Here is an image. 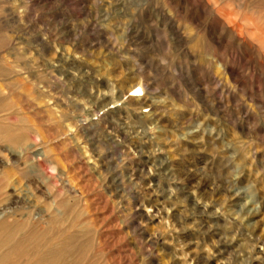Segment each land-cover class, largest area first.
Returning a JSON list of instances; mask_svg holds the SVG:
<instances>
[{
  "label": "rangeland",
  "instance_id": "1",
  "mask_svg": "<svg viewBox=\"0 0 264 264\" xmlns=\"http://www.w3.org/2000/svg\"><path fill=\"white\" fill-rule=\"evenodd\" d=\"M0 67V219L56 264H264V0H0Z\"/></svg>",
  "mask_w": 264,
  "mask_h": 264
},
{
  "label": "bare ground",
  "instance_id": "2",
  "mask_svg": "<svg viewBox=\"0 0 264 264\" xmlns=\"http://www.w3.org/2000/svg\"><path fill=\"white\" fill-rule=\"evenodd\" d=\"M7 73L10 74L11 70L6 71L2 67H0V76L4 77L6 75L8 77L7 79L12 78L11 74L8 75ZM131 89L132 90L135 89L134 91H137V92L140 91V88H137V84L135 83H134V86L130 88V90ZM0 139H1L0 144H3L5 146L24 148L27 144L26 136L22 131L16 130L15 128L7 126L2 122H0ZM2 147L3 146H1L0 149H2ZM34 155L36 156L37 154L34 153ZM25 158H27V156ZM31 159H34V158H31ZM8 162L7 161L5 162V160L4 162L0 161V192L2 195L6 194V196L8 195V191L4 192L5 191L4 189H6L7 187L11 185H17L16 182L10 181L11 169L8 168L7 166ZM18 163H19V160H18ZM26 163L27 162H25V165ZM41 165H43V163ZM41 165H39V167ZM34 170H35L34 164H29L28 167L23 169L22 175L24 177L29 178L33 175ZM14 188H17V187L14 186ZM26 209H27L26 216H29V214H32L31 209L29 207H27ZM4 210L6 209L4 208ZM23 214L25 213H22L21 215L23 216ZM1 215L2 216L0 219V247L4 246V249L2 250V252H0V264L14 263L18 256L20 257L23 256L25 258V260H23L21 264H56V261H58V259L60 258L63 259L64 257H66V252H69V253L77 252V254L79 255V253L83 250L81 243H79L80 241L77 237V234L75 232L71 233V230H68L67 227L65 229L63 228V229L57 230L58 232L54 233L55 234V237L53 238L55 240L54 243H52V245L49 244V246L45 247V245L43 244L44 242L43 243L41 242L42 240L40 241L39 238H36V240L33 239V236L35 235L34 228H29L25 232H22V230H24L23 228L24 219L15 220L13 222H10L7 216L11 215V213H8L7 210L4 211L3 214ZM53 239L52 238L49 239L48 243H50L49 242L50 240L53 241ZM78 255H75V256L77 257ZM20 257L18 259H20Z\"/></svg>",
  "mask_w": 264,
  "mask_h": 264
}]
</instances>
